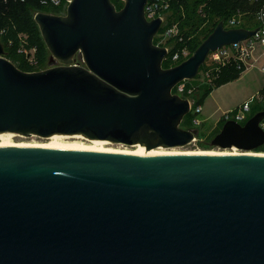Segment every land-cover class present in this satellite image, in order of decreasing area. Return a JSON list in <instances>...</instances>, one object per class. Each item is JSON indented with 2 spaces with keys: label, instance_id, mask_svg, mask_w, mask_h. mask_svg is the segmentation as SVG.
<instances>
[{
  "label": "water",
  "instance_id": "95a60500",
  "mask_svg": "<svg viewBox=\"0 0 264 264\" xmlns=\"http://www.w3.org/2000/svg\"><path fill=\"white\" fill-rule=\"evenodd\" d=\"M34 20L46 68L19 69L0 39V135H78L145 146L139 155L85 148L0 147V264H264V156L148 155L199 134L173 93L209 53L257 32L214 31L181 63L154 43L148 0H67ZM79 59V61L76 60ZM264 110L226 121L210 146L264 144Z\"/></svg>",
  "mask_w": 264,
  "mask_h": 264
},
{
  "label": "rangeland",
  "instance_id": "374dc122",
  "mask_svg": "<svg viewBox=\"0 0 264 264\" xmlns=\"http://www.w3.org/2000/svg\"><path fill=\"white\" fill-rule=\"evenodd\" d=\"M115 1L119 5H122L123 8V0ZM222 1L223 0H189L190 5L188 7L182 8L179 5H175V7H173V10L169 13L168 24H170L171 26H179V28L181 26L183 32H187L190 29H197L198 33L196 35L201 37L202 35H200V30H202L204 27H207V25L211 24L212 21L219 20L218 16H210L208 13H214V11L210 10H214V8L217 9V7L220 6ZM22 4L23 3H21L20 0H0V14L5 13L6 11L11 12L12 10H14V6L17 5L18 7L20 6L24 8ZM20 7L18 8L19 12H17V16L19 17V19L23 17L24 20L21 22L19 21V26L17 21H15V24H0V27L6 31V37L9 39V41H13V43H10L9 46L6 48L12 51V59H14L16 63H23V70L33 71L41 69L45 65H48L50 51L48 50L41 36L39 27L34 20V15H25L24 10L20 11ZM172 15L174 16L171 17ZM26 16L28 17V19ZM233 16H237L236 18H238L241 24L247 23L244 14H238ZM179 17H181V22L179 21L180 23H178L177 20ZM33 22L34 25H32ZM163 32L164 28H162L158 35L155 36V44L160 46L168 44L165 43L168 38L167 36L164 37ZM246 53L249 54V58L245 61L246 66H244L245 64H243L239 53L236 51H231L229 49L225 52H221L220 59L218 60H212L208 57L206 62L200 67L198 74L194 79H186L184 81H181L185 86L184 94L182 95L186 98L191 99L194 102L193 97L190 96L195 90L203 86H212L218 84L221 79L225 77V75L230 73L234 74L236 70V65L241 64L243 69V72H240L241 74H239L236 80H231L222 83L221 87H219L220 85L218 86V89H216V87V90L211 93V95L209 94L205 98V100L203 101V103H205L204 110L200 114H197L196 117H198V119L200 120L205 119V123L207 125L200 124L197 126V128L199 129V134L196 136V139L186 146L170 148L169 150L174 149L180 151H230L231 148L222 149L218 146H210V143L214 138V133L212 134V132L215 131V129H212L209 126L214 124V120L217 119V117H219L223 113V111L227 109H232L233 111L237 110L239 109L238 106H242L246 102L252 100L251 96H249L252 94L256 97L253 102H251V111L248 114L249 118H251L255 113L258 112V106L262 105L260 110H264V102L263 100L261 101L260 98V91L264 89V72L262 71V69L264 68V47L257 44L254 49H249ZM36 60H38V63H33V61ZM76 60L78 61V58H76ZM164 62H169L172 65L174 64L171 61L170 54L167 58H165ZM190 113L193 114L195 112L191 109ZM223 119L224 118H222V120ZM15 140L17 142L24 141L28 143H39L49 141L47 140V137H39L35 135L15 137ZM69 141L72 142L76 140L73 139ZM82 141L86 142V140ZM108 145L117 149L132 148L130 145L124 144ZM242 151H255L264 153V148H260L257 150Z\"/></svg>",
  "mask_w": 264,
  "mask_h": 264
},
{
  "label": "trees",
  "instance_id": "16d2710c",
  "mask_svg": "<svg viewBox=\"0 0 264 264\" xmlns=\"http://www.w3.org/2000/svg\"><path fill=\"white\" fill-rule=\"evenodd\" d=\"M42 0H20L21 3H23L22 5L24 6V8L20 7V11L24 10V14L25 15H34L39 11H43V12H47V13H54V14H61L63 12L62 8H52L49 6H44L41 4ZM112 2L115 4L116 8L118 10H120L122 8V5H119L115 0H112ZM171 2V11L173 10V7H175V5H179L180 7H188L190 5L189 0H170ZM18 5L14 6V10H12L11 12H5L3 14H0V24L3 25H9V24H15V21H17L18 26H19V21H23L24 18L22 17L21 19H19V17L17 16V12H19V8ZM259 5L258 4H251L248 0H223L222 3L220 4V6L217 7V9L214 8V10H210V11H214V13H208L210 16L215 15L219 17L218 21H212L211 24H208L207 27H204L202 30H200V36H197L196 34L197 29L196 30H188L187 32H183L181 26L179 28L180 30V35L182 38V40L176 39L171 41L169 44L173 45V49L170 50V55L173 54L176 51H181L180 49L184 48V47H188L190 49L191 55L192 53L198 48V46L214 31L215 27L217 26V24L220 21H224V23H227V21L230 19V17H232L233 15H238V14H244L245 15V19H246V24L243 23L241 24L240 27H244V28H248V29H253L256 28L257 22L255 20V16L256 13L258 11ZM20 15V14H19ZM174 15H172L171 17H173ZM27 17V16H26ZM28 19V17H27ZM178 23L181 22V17H179L178 19ZM180 21V22H179ZM34 25V22L33 24ZM193 28V26H192ZM199 31V30H198ZM6 31L3 30L0 27V39L2 40L4 47H5V57L8 58L9 60H11L19 69L23 70L24 65L23 63L21 64L20 59L19 62L20 64L16 63V61L14 59H12L13 53L11 50H8L6 47L9 46L10 43H13V41H9V39L6 37ZM18 60V59H17ZM182 62V61H181ZM178 62L177 64L181 63ZM38 63V60H36V64ZM165 63V64H164ZM163 63V67L164 68H169L172 67L174 65L170 64L169 62H164ZM176 65V64H175ZM47 65H45L43 68H46ZM41 69H37V70H41ZM27 71V70H24ZM36 71V70H33ZM240 72H243L242 68H239L238 65H236V70L233 73L227 74L225 75V77L223 79H221V81L216 84V85H212V86H203L197 90H195L193 92V94L190 97H193L194 99V105L195 106H201L203 101L205 100V98L219 85H221L224 82L227 81H231V80H235L238 78L239 74H241ZM260 98H262L264 96V89L261 90L260 92ZM196 113H189L188 115H186V117L184 118L181 127L185 128V129H189L192 127H197L198 125H195L193 120L196 118ZM226 121L223 119L222 120V125L225 123ZM222 126L220 125L219 127L215 128V131L212 132V134L215 136L217 135L220 130H221ZM260 148H264L260 147ZM259 148V149H260Z\"/></svg>",
  "mask_w": 264,
  "mask_h": 264
},
{
  "label": "built area",
  "instance_id": "2783aa9c",
  "mask_svg": "<svg viewBox=\"0 0 264 264\" xmlns=\"http://www.w3.org/2000/svg\"><path fill=\"white\" fill-rule=\"evenodd\" d=\"M251 4H258L259 8L256 13L255 19L257 21V27L253 28L252 30H255L258 28L257 32L255 35L244 39L238 43H233L230 45H225L216 51H213L209 53L208 57L209 59L212 60H218L220 59V53L225 52L226 50H231V51H236L239 53V56L241 60L243 61V64H245V61L249 58V54L246 52L249 49H254V47L259 44L264 47V0H248ZM41 4L44 6H49L52 8H62L63 12L61 14L66 13V9L68 7V1L67 0H42ZM171 11V2L170 0H148L147 4L145 6V15L148 20H153L158 17H161L163 20L162 26L160 27L158 33L162 28H164V37L167 36L168 40L165 43H168L164 45V47L167 48L168 54L165 58L168 57L170 54V50L173 49V45L169 44L171 41L179 39L182 40L183 37L180 35V30L178 26L173 25L171 26L168 24V16ZM54 14V13H53ZM240 15V14H239ZM237 16L231 17L227 23H225V28H238L241 26V22L236 18ZM157 33V35H158ZM245 42V43H244ZM160 46V45H159ZM181 51H176L173 54H171V61L174 63L173 65H177L178 62L186 60L190 55V49L188 47H184L180 49ZM79 61V59H78ZM33 63H36V61H33ZM246 66V64L244 65ZM239 68H242V65H238ZM264 72V68L262 69ZM184 84L182 82L178 83L176 87L173 89V93L177 94H184ZM183 96V95H182ZM255 98H252V100L246 102L242 106L239 107V109L231 111V112H226L223 116L225 121L228 120H235L239 123L244 124L248 119H249V112L251 111V102H253ZM191 105H192V110L196 114H200L202 112V106H194V102L190 99ZM195 125H200V119L196 117L193 120ZM260 126L264 129V119L261 121Z\"/></svg>",
  "mask_w": 264,
  "mask_h": 264
},
{
  "label": "bare ground",
  "instance_id": "6f19581e",
  "mask_svg": "<svg viewBox=\"0 0 264 264\" xmlns=\"http://www.w3.org/2000/svg\"><path fill=\"white\" fill-rule=\"evenodd\" d=\"M24 135L19 134H5L0 135V147H41V148H85V149H92L101 152H111V153H121V154H130V155H139L144 152L145 146L141 144H137L131 146L132 148H125V149H117L110 147L108 144H113L112 142H106L102 144H97L93 141L85 139L81 136L75 135H66V134H58L54 136L47 137L48 142H39V143H28V142H17L15 137H23ZM76 140V141H69V140ZM86 140V142L82 140ZM176 148V147H173ZM170 148L166 147H155V148H148V155L155 156V155H168V154H249V155H259L264 156L263 152H244L240 151L239 148L233 147L230 151H216V150H196V151H180V150H169ZM242 150V149H241Z\"/></svg>",
  "mask_w": 264,
  "mask_h": 264
},
{
  "label": "crops",
  "instance_id": "0c3cea01",
  "mask_svg": "<svg viewBox=\"0 0 264 264\" xmlns=\"http://www.w3.org/2000/svg\"><path fill=\"white\" fill-rule=\"evenodd\" d=\"M257 51V50H256ZM255 54V53H254ZM236 80V79H235ZM222 85H220L219 87H221ZM219 87H217L216 89H218ZM216 89H214L211 93H213ZM263 90V89H262ZM261 92V91H260ZM211 93H210V95H211ZM249 96H251V98H255L256 96H254L253 94L252 95H249ZM250 98V99H251ZM263 100V102H264V96L261 98V101ZM204 104L205 103H202V112H203V110H204ZM261 106L262 105H260V106H258L257 107V110H258V112L259 111H262V110H260V108H261ZM238 107H240V106H238ZM237 107V108H238ZM236 108V109H237ZM228 110H230V111H228ZM231 111H233L232 109H227V110H225V111H223V113L219 116V117H217V119H215L214 120V124L213 125H210L209 127L210 128H212V129H215V128H217V127H219L220 125H221V123H222V118H223V115L226 113V112H231ZM213 115H214V113H213ZM212 115V116H213ZM201 121V124H206L205 122H206V120L205 119H202V120H200ZM207 125V124H206Z\"/></svg>",
  "mask_w": 264,
  "mask_h": 264
},
{
  "label": "flooded vegetation",
  "instance_id": "af4514ba",
  "mask_svg": "<svg viewBox=\"0 0 264 264\" xmlns=\"http://www.w3.org/2000/svg\"><path fill=\"white\" fill-rule=\"evenodd\" d=\"M263 146H264V144H263L262 146H260V147H263ZM260 147H259V148H260ZM259 148H257V149H259ZM257 149H255V150H257ZM240 150H241V149H240ZM241 151H242V150H241ZM244 152H245V151H244ZM246 152H249V151H246Z\"/></svg>",
  "mask_w": 264,
  "mask_h": 264
}]
</instances>
